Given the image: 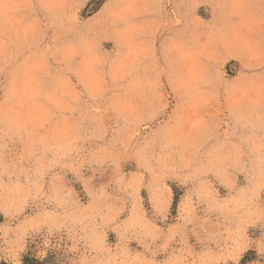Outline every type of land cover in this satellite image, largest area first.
Returning a JSON list of instances; mask_svg holds the SVG:
<instances>
[{
  "label": "rangeland",
  "instance_id": "1",
  "mask_svg": "<svg viewBox=\"0 0 264 264\" xmlns=\"http://www.w3.org/2000/svg\"><path fill=\"white\" fill-rule=\"evenodd\" d=\"M264 264V0H0V262Z\"/></svg>",
  "mask_w": 264,
  "mask_h": 264
},
{
  "label": "trees",
  "instance_id": "2",
  "mask_svg": "<svg viewBox=\"0 0 264 264\" xmlns=\"http://www.w3.org/2000/svg\"><path fill=\"white\" fill-rule=\"evenodd\" d=\"M28 261H30V260L28 259V257L25 256V257L23 258V262H22L21 264H28ZM0 264H8V263L2 261V262H0Z\"/></svg>",
  "mask_w": 264,
  "mask_h": 264
}]
</instances>
